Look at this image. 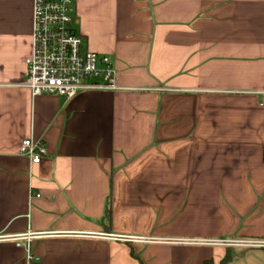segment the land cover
I'll use <instances>...</instances> for the list:
<instances>
[{
  "label": "crops",
  "instance_id": "crops-1",
  "mask_svg": "<svg viewBox=\"0 0 264 264\" xmlns=\"http://www.w3.org/2000/svg\"><path fill=\"white\" fill-rule=\"evenodd\" d=\"M32 2L0 0V264H264L214 242L264 240V0H73L118 89L69 99L22 85Z\"/></svg>",
  "mask_w": 264,
  "mask_h": 264
},
{
  "label": "built area",
  "instance_id": "built-area-1",
  "mask_svg": "<svg viewBox=\"0 0 264 264\" xmlns=\"http://www.w3.org/2000/svg\"><path fill=\"white\" fill-rule=\"evenodd\" d=\"M75 19L73 0H33L31 50L24 59L26 69L22 81L32 96L48 94L69 99L86 90L118 89L112 61L106 54L85 46L83 36L74 27ZM18 152L29 157L32 163H37L46 150L41 142L23 138ZM31 236L27 233L11 238L16 245H20V240H28ZM214 242L230 246L264 247V240Z\"/></svg>",
  "mask_w": 264,
  "mask_h": 264
},
{
  "label": "trees",
  "instance_id": "trees-1",
  "mask_svg": "<svg viewBox=\"0 0 264 264\" xmlns=\"http://www.w3.org/2000/svg\"><path fill=\"white\" fill-rule=\"evenodd\" d=\"M262 159L264 161V147H263V151H262ZM109 198V196H108ZM110 201V199L108 200V202ZM108 205V204H107ZM106 215L109 214V206L106 207V211H105ZM233 253L228 250L225 255L223 256V258L220 260V264H226L232 257ZM205 264H212L211 261H205Z\"/></svg>",
  "mask_w": 264,
  "mask_h": 264
}]
</instances>
